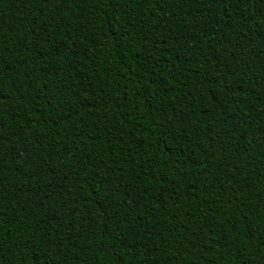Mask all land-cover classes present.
<instances>
[{
    "label": "trees",
    "instance_id": "16d2710c",
    "mask_svg": "<svg viewBox=\"0 0 264 264\" xmlns=\"http://www.w3.org/2000/svg\"><path fill=\"white\" fill-rule=\"evenodd\" d=\"M0 264H264V0H0Z\"/></svg>",
    "mask_w": 264,
    "mask_h": 264
}]
</instances>
